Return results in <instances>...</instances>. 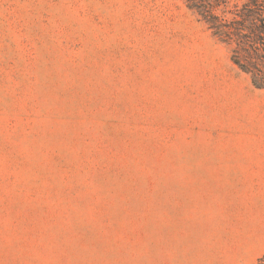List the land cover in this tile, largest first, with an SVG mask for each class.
Listing matches in <instances>:
<instances>
[{
  "label": "rangeland",
  "instance_id": "374dc122",
  "mask_svg": "<svg viewBox=\"0 0 264 264\" xmlns=\"http://www.w3.org/2000/svg\"><path fill=\"white\" fill-rule=\"evenodd\" d=\"M0 264H264V89L184 0H0Z\"/></svg>",
  "mask_w": 264,
  "mask_h": 264
},
{
  "label": "trees",
  "instance_id": "16d2710c",
  "mask_svg": "<svg viewBox=\"0 0 264 264\" xmlns=\"http://www.w3.org/2000/svg\"><path fill=\"white\" fill-rule=\"evenodd\" d=\"M213 35L231 47L232 60L264 89V0H184Z\"/></svg>",
  "mask_w": 264,
  "mask_h": 264
}]
</instances>
